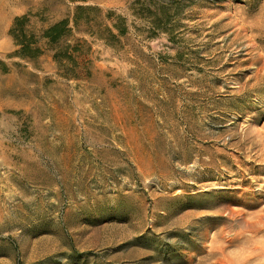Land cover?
<instances>
[{"label": "rangeland", "instance_id": "374dc122", "mask_svg": "<svg viewBox=\"0 0 264 264\" xmlns=\"http://www.w3.org/2000/svg\"><path fill=\"white\" fill-rule=\"evenodd\" d=\"M210 262L264 264V0H0V264Z\"/></svg>", "mask_w": 264, "mask_h": 264}, {"label": "trees", "instance_id": "16d2710c", "mask_svg": "<svg viewBox=\"0 0 264 264\" xmlns=\"http://www.w3.org/2000/svg\"><path fill=\"white\" fill-rule=\"evenodd\" d=\"M25 22V17L23 18H16L14 27L12 28L11 33L14 35V37L16 38V40H19L18 38L21 37L22 41H20V43H18L19 45H23L24 49H29L32 47V44L34 43V41H32V39L28 38V36L25 34V32L23 30H21L20 35H16V28H22ZM67 23V21H62L59 24L54 25L53 27H51L47 32V36L49 38H51L52 41L57 40L60 35H61V27L65 26ZM28 39V40H26Z\"/></svg>", "mask_w": 264, "mask_h": 264}, {"label": "bare ground", "instance_id": "6f19581e", "mask_svg": "<svg viewBox=\"0 0 264 264\" xmlns=\"http://www.w3.org/2000/svg\"><path fill=\"white\" fill-rule=\"evenodd\" d=\"M211 247H213V246H211ZM215 248V247H214ZM221 250V249H220ZM211 252H212V250H211ZM214 252H217V251H214ZM221 252V251H220ZM219 252V253H220ZM215 254V253H214ZM217 254V253H216ZM221 254H222V252H221ZM209 255H211L210 253H209ZM213 257V256H212ZM211 259V258H210ZM214 261V260H213ZM219 260H217V262H218ZM227 262V261H226ZM209 263V262H208ZM222 262H220L219 264H221ZM229 263V262H228ZM210 264H211V262H210ZM213 264V263H212ZM218 264V263H217Z\"/></svg>", "mask_w": 264, "mask_h": 264}]
</instances>
